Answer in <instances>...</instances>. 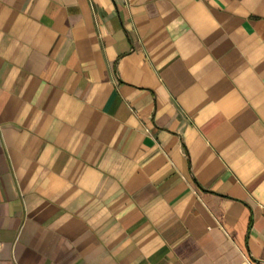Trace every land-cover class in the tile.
<instances>
[{"label": "crops", "instance_id": "0c3cea01", "mask_svg": "<svg viewBox=\"0 0 264 264\" xmlns=\"http://www.w3.org/2000/svg\"><path fill=\"white\" fill-rule=\"evenodd\" d=\"M0 264H264V0H0Z\"/></svg>", "mask_w": 264, "mask_h": 264}]
</instances>
